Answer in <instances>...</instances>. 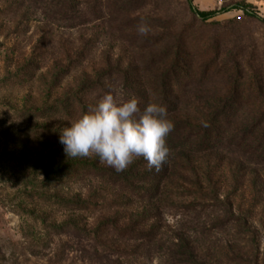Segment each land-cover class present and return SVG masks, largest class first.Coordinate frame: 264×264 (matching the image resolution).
<instances>
[{
	"label": "rangeland",
	"instance_id": "obj_1",
	"mask_svg": "<svg viewBox=\"0 0 264 264\" xmlns=\"http://www.w3.org/2000/svg\"><path fill=\"white\" fill-rule=\"evenodd\" d=\"M192 3L0 0V264H264V0ZM106 94L167 108L159 171L65 155Z\"/></svg>",
	"mask_w": 264,
	"mask_h": 264
},
{
	"label": "clouds",
	"instance_id": "obj_2",
	"mask_svg": "<svg viewBox=\"0 0 264 264\" xmlns=\"http://www.w3.org/2000/svg\"><path fill=\"white\" fill-rule=\"evenodd\" d=\"M137 31L145 36L150 29L142 23ZM139 104L135 97L117 104L112 94H106L70 127L62 129L59 143L65 155L77 158L94 154L117 173L143 158L149 170L159 171L169 155L167 137L174 123L165 106L152 103L142 110Z\"/></svg>",
	"mask_w": 264,
	"mask_h": 264
},
{
	"label": "trees",
	"instance_id": "obj_3",
	"mask_svg": "<svg viewBox=\"0 0 264 264\" xmlns=\"http://www.w3.org/2000/svg\"><path fill=\"white\" fill-rule=\"evenodd\" d=\"M185 1L187 3L189 11L198 20H200L202 22H207V21L215 18L219 14V12H216V11H199L193 6L192 0H185ZM247 8H249V7H236L235 9H229V10L224 9V10H222V13H226V12H229L231 10H240V11H243L246 14V16H248V17H251V18H254L257 20H261L256 14L249 12L247 10Z\"/></svg>",
	"mask_w": 264,
	"mask_h": 264
}]
</instances>
